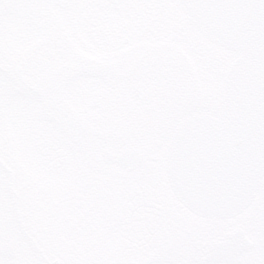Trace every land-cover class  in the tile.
<instances>
[{"label": "snow or ice", "instance_id": "obj_1", "mask_svg": "<svg viewBox=\"0 0 264 264\" xmlns=\"http://www.w3.org/2000/svg\"><path fill=\"white\" fill-rule=\"evenodd\" d=\"M0 264H264V0H0Z\"/></svg>", "mask_w": 264, "mask_h": 264}]
</instances>
